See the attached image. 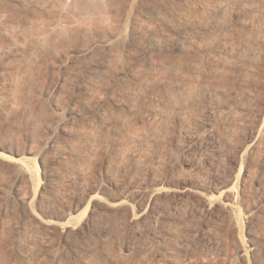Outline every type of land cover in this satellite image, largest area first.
<instances>
[{
	"label": "rangeland",
	"instance_id": "obj_1",
	"mask_svg": "<svg viewBox=\"0 0 264 264\" xmlns=\"http://www.w3.org/2000/svg\"><path fill=\"white\" fill-rule=\"evenodd\" d=\"M0 7V264H264V0Z\"/></svg>",
	"mask_w": 264,
	"mask_h": 264
},
{
	"label": "bare ground",
	"instance_id": "obj_2",
	"mask_svg": "<svg viewBox=\"0 0 264 264\" xmlns=\"http://www.w3.org/2000/svg\"><path fill=\"white\" fill-rule=\"evenodd\" d=\"M99 5H100V0H80V7H82V10H89V9H94V8L96 9L97 7H99ZM1 10L2 9L0 7V11ZM6 19H8V16L3 15V18H2L1 21L2 22L6 21ZM13 41H14L15 45H25V44H27V40L26 39H14ZM15 78L17 79V81H18V79L20 81L23 80L24 82L25 81L26 82L30 81L33 78V70H32V68L30 66H27V65L23 66L21 68L20 72L18 73L17 77H15Z\"/></svg>",
	"mask_w": 264,
	"mask_h": 264
}]
</instances>
